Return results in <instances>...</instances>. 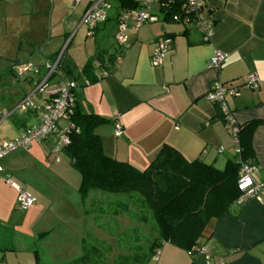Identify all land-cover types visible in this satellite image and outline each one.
Segmentation results:
<instances>
[{
    "label": "crops",
    "instance_id": "0c3cea01",
    "mask_svg": "<svg viewBox=\"0 0 264 264\" xmlns=\"http://www.w3.org/2000/svg\"><path fill=\"white\" fill-rule=\"evenodd\" d=\"M49 2V9L47 0L32 3L37 24L0 28V141L20 136L39 120L40 96L33 99V110L12 111L37 79L33 74L18 75L17 68L28 61L42 66L68 41L65 70H59V77L77 83L79 111L108 119L95 128L105 154L143 170L160 147L168 145L189 162L197 159L223 169L236 154L219 105L207 99L219 81L239 89L227 97L237 123L259 122L251 139L257 166L253 177L264 182V0H205V12L213 20L207 41L194 24L173 22L154 8L157 20L129 29L124 47L114 40L115 17L121 10L89 36L80 21L85 1ZM164 36L172 43L161 64L152 66L157 39ZM214 50L226 55L218 68L208 64ZM92 60V75L83 74ZM105 70L109 74L100 76ZM252 73L260 81L256 89L244 85ZM115 123L123 130L120 136L115 135ZM61 155L66 156L64 149ZM61 161L62 156L53 159L50 143L36 142L1 158L0 264H35L36 248L42 264L71 263L89 247L98 250L101 264H112L121 253L119 247L145 245L144 238L153 239L150 227L129 214L116 215L114 209L91 202L107 198L104 193H90L82 200L80 175L76 180L69 172L70 162L67 166ZM7 176L36 203L26 210L16 208L17 191ZM239 199L221 217L210 219L194 243L165 241L151 259H157L156 264H264V204L256 197ZM199 246L207 248L208 256L193 252ZM113 247L118 250L106 252Z\"/></svg>",
    "mask_w": 264,
    "mask_h": 264
},
{
    "label": "trees",
    "instance_id": "16d2710c",
    "mask_svg": "<svg viewBox=\"0 0 264 264\" xmlns=\"http://www.w3.org/2000/svg\"><path fill=\"white\" fill-rule=\"evenodd\" d=\"M139 2L118 0L117 7L121 11L136 9ZM165 17L170 18L168 14ZM93 63L92 60L82 69L83 74L92 75ZM63 64L64 60L59 70H65ZM70 119L75 123L77 132H72L64 154L80 175L78 192L82 200L90 193L99 192L120 197V202L130 204L122 207V211L117 206L112 213L129 214L131 219L150 227L155 234L153 239H143L145 245L119 247L121 253L112 264H148L165 241L194 243L210 219L221 217L240 198L241 192L236 183L241 163L246 160L255 163L251 139L259 123L257 121L242 124L238 132L239 153H235L236 157L223 169L218 170L212 164L197 159L189 162L172 146L162 145L149 165L140 170L104 153L95 128L107 123L108 119L81 112L77 107ZM129 205L133 207L129 208ZM43 234L39 235V239ZM130 249H133L132 254L127 253ZM97 251L89 247L84 250V255L65 264H101ZM33 254L35 264H42L37 248ZM102 264L108 263L104 261Z\"/></svg>",
    "mask_w": 264,
    "mask_h": 264
},
{
    "label": "built area",
    "instance_id": "2783aa9c",
    "mask_svg": "<svg viewBox=\"0 0 264 264\" xmlns=\"http://www.w3.org/2000/svg\"><path fill=\"white\" fill-rule=\"evenodd\" d=\"M85 1L84 11L80 21L86 28V33L91 36L95 29L108 19V10L111 8L107 0H73L74 4ZM154 8L161 13L168 14L173 22H180L184 25L194 24L195 27L203 35V39L209 40L213 28V20L210 14L205 12V0H141L138 8L126 9L120 11L116 16V27L114 40L119 46L124 47L127 43V33L129 29L138 30L139 27L146 23L157 20L154 14ZM68 41L55 54L52 60L43 63L42 66L28 61L17 68L18 75H36L34 86L25 95L20 98L12 111L16 113H24L35 108L36 95L40 96L37 109H39V120L34 125H30L24 129L22 134L10 140L0 141V160L12 151L28 148L32 143L46 144L50 143V153L55 161L60 160V152L64 147L69 145L72 132L76 131L75 123L70 119L75 111L77 83L72 79L59 77V67L64 60V54ZM172 41L169 37L164 36L157 39V44L153 50L151 65H160L165 52L170 47ZM226 55L220 50H214V53L208 59L209 66L218 68L221 66ZM121 57L116 58V64L119 63ZM108 71L101 72L102 77L108 75ZM89 84L87 80L84 81ZM259 78L252 73L244 78V85L256 89L260 85ZM239 93V89L232 85H225L219 81L213 84L211 90L207 94V99L219 105L222 112L223 124L231 136L233 148L236 154L239 153L238 148V132L242 125L237 123L233 112L228 109L227 97L234 96ZM115 135L120 136L123 130L118 123L114 124ZM257 166L246 160L239 167L237 178L238 189L241 192L239 201L246 197H256L264 204V182H256L254 173ZM3 170L0 164V173ZM6 181L11 184L17 191L15 207L20 210H26L36 203V198L23 191L21 187L10 181L9 176L5 177ZM194 252L208 256L207 248L203 246L195 247Z\"/></svg>",
    "mask_w": 264,
    "mask_h": 264
},
{
    "label": "rangeland",
    "instance_id": "374dc122",
    "mask_svg": "<svg viewBox=\"0 0 264 264\" xmlns=\"http://www.w3.org/2000/svg\"><path fill=\"white\" fill-rule=\"evenodd\" d=\"M41 0H0V28L5 27L8 25L9 27L19 24H28V25H35L37 24V18L33 17V13L31 10L32 3L38 2V5ZM46 1V0H45ZM138 1V0H137ZM107 3L110 5V9L107 11L108 16L111 17L114 15V13L118 10V0H107ZM47 6L48 9L50 7V2L47 0ZM40 9H38V6L35 8L36 12H39ZM41 19H44V17H41ZM47 20V19H46ZM45 21V20H44ZM0 43H1V37H0ZM36 101V100H34ZM62 156V163H65L67 166H69V160L66 156ZM60 156V157H61ZM71 174H74L76 176V180L79 177V173L76 169H70L69 171ZM107 198L99 197V199H91V202L98 201L99 204H102L103 206H107L109 209H115L117 206L122 211V207H125V205L130 203H123L122 198L116 197L114 195L109 196L108 194H105ZM89 200V198H88ZM125 211V210H124ZM126 212V211H125ZM128 213V212H127ZM108 250L117 251L118 247L113 248H106V252L108 253ZM116 258L118 256H115ZM109 258L111 261L114 258V254H110ZM157 259H151L148 264H156ZM101 261V260H100ZM110 264V262H108Z\"/></svg>",
    "mask_w": 264,
    "mask_h": 264
}]
</instances>
